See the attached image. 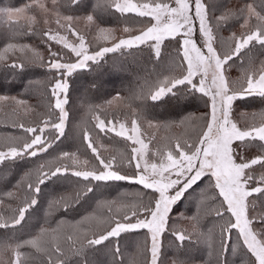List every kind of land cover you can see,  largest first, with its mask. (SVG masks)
I'll return each instance as SVG.
<instances>
[{"label":"snow or ice","instance_id":"6c2138e0","mask_svg":"<svg viewBox=\"0 0 264 264\" xmlns=\"http://www.w3.org/2000/svg\"><path fill=\"white\" fill-rule=\"evenodd\" d=\"M106 17L116 24L105 26ZM231 22L239 30L224 36ZM26 37L39 38L47 56ZM145 51L146 74L127 96L73 99L74 75L98 72L110 53L135 58ZM261 56L264 0H27L0 7V88L34 68L48 74L24 85L39 95L37 105L0 93V123L17 130L0 133V184L19 172L11 188H0V264H99L98 253L108 264H193L190 254L200 248L204 264H264V108L234 118L238 101L264 104ZM92 88L99 93L95 77ZM77 100L83 115L70 121ZM169 101L176 119L149 117ZM192 101L203 104L199 114L186 111ZM161 127L185 133L146 135ZM111 133L123 149L103 144ZM69 137L76 150H60ZM119 182L138 187L109 199ZM50 184L66 190L48 192ZM193 202L195 211L179 210ZM41 211L44 222L28 230ZM126 234L139 236L131 256L121 247Z\"/></svg>","mask_w":264,"mask_h":264},{"label":"trees","instance_id":"16d2710c","mask_svg":"<svg viewBox=\"0 0 264 264\" xmlns=\"http://www.w3.org/2000/svg\"><path fill=\"white\" fill-rule=\"evenodd\" d=\"M27 2V0H0V7L15 5L20 6L23 3ZM239 2V0H231V4L235 5ZM116 20L113 17H106L105 18V26L115 25ZM239 24L236 22H231L230 28L226 27L222 34L224 36H228L230 31H238ZM23 42L32 44L37 46L40 51L44 52L45 56H47V49L46 47L40 43L39 38L37 37H26L24 38ZM167 43V42H166ZM174 47L171 45L168 51H172ZM147 51L144 54L138 57H129V56H120L119 53L116 54H108L106 58V62H102V68L95 73H88V72H81L74 75L72 78L75 81L73 88L76 89L75 91L71 92V95L74 100L77 97L83 98L84 96L92 97V103H103L105 100L110 99L114 96L117 92H119L122 96H127L130 89L136 87L137 81L136 77L144 76L146 73L141 70V65L146 63ZM259 58H264L261 56ZM148 68H151V64H147ZM47 73L44 69L34 68L29 70L27 75L23 79H16L14 81H2L3 84H9V87L0 88V93H9L12 95L20 94L23 98L28 99L29 103L32 105H37L40 103V97L36 93H29L24 90V85L27 83L28 80H44L47 77ZM233 78H236L239 75V72L236 69L232 70L231 73ZM86 77V79H85ZM93 77H95V82L100 85L99 93H96L94 88H92ZM169 104H160L158 107L150 109L149 117H155L156 120L161 122L173 120L177 117L174 115V109L172 105L175 103L174 101H169ZM80 107V100L76 101V106L74 111L70 114V121L72 120H79L80 116L83 115V112L79 110ZM115 105H113V108ZM261 108H264V104H261L258 100H243L236 102L234 105V118L239 119V115L241 112L244 111H259ZM203 109V104L199 101H192L186 105V111L194 112L199 114L198 110ZM126 110V109H122ZM147 126H145L146 128ZM17 130L12 129L11 127L5 126L3 123H0V133H7V132H15ZM67 133V129H66ZM155 134L157 137L164 138V137H173L177 135H183L185 133V129L183 128H165L161 127L159 129H148L146 135ZM112 139H108L107 137H103L102 135V142L103 144L112 152H117L124 148V142L122 138L115 137L114 133L109 134ZM147 142V141H146ZM151 147V145H150ZM60 150L64 151H75L76 150V143L71 137L66 139L64 143L60 146ZM49 151H52L51 149ZM254 151V150H253ZM107 154V153H106ZM19 178V172H14L12 176L8 178V181L4 184H0V188H11V185L15 183L16 179ZM202 186V185H201ZM138 186L130 185L126 182H119L118 186H113L109 189L106 193L109 199L114 198L119 192L128 190L133 191ZM66 190V186L62 185H49L46 191L48 192H63ZM46 203V200H45ZM179 210L184 211L186 208H191L192 211H195V203L186 204L181 203L179 204ZM83 214L75 213L72 215L67 216V219H79V216ZM190 214V213H189ZM61 218V213H56L53 217L49 218V222L53 224L55 220ZM209 219L205 220V223L209 222ZM44 222L43 211L36 214V217L32 221V225L29 227L28 230H31V227L36 226L39 223ZM3 235V230H0V236ZM139 238L137 234H126L121 238V247L122 250L125 252L126 256H131L136 251V241ZM167 241H165V244ZM167 255L169 259L173 258V251L171 249L167 250ZM192 257L193 264H204V262L208 259L206 251L202 248L194 249L190 254ZM96 260L99 264H108L109 258L103 255L102 253H98L96 256ZM237 264H239V260L237 259Z\"/></svg>","mask_w":264,"mask_h":264}]
</instances>
